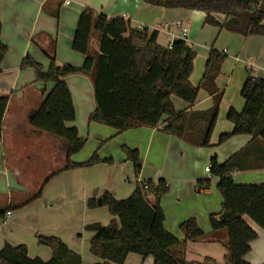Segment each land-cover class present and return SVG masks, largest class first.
Listing matches in <instances>:
<instances>
[{
	"label": "crops",
	"instance_id": "1",
	"mask_svg": "<svg viewBox=\"0 0 264 264\" xmlns=\"http://www.w3.org/2000/svg\"><path fill=\"white\" fill-rule=\"evenodd\" d=\"M85 8L107 18H123L132 29L155 32L162 47H170L178 40L179 29L155 27L179 21L188 30L191 48L202 51L204 65L212 50L224 58L214 80L222 99L210 147L191 146L159 128L138 127L116 133L111 127L89 122L88 116L95 108L91 78L86 73H75L64 78L75 110L74 120L65 125L76 128L79 138L94 142L83 146L70 160L84 162L96 153L112 163L60 171L65 165L68 143L29 123L53 84L36 81L34 70L22 69L21 63L29 56L46 71L47 54H53L56 66L80 68L84 58L72 51L71 43L78 17ZM204 19L201 11L152 6L141 0H68L67 4L64 0H0V41L7 49L0 62V97L8 99L0 137V249L5 244H23L28 256L48 260L50 249L38 244L37 237H56L80 256L81 264L100 262L89 252L92 234L84 226L106 225L112 217L104 207L88 209L87 200L104 192L117 200L125 199L141 181L168 183V192L160 200L167 232L183 240L179 225L194 218L205 234L210 233L208 218L214 215L218 219L222 201L216 190L218 178L210 174L208 177L204 168L212 156L222 163L251 139L250 135H236L215 145L220 134L232 129L226 119L227 111L232 108L240 112L243 108L240 88L248 72L264 79V35L244 37L206 24ZM94 34L90 52L98 51V37ZM214 35L225 37L228 47L213 49V42L206 41L205 36ZM237 66L240 68L235 72ZM201 75L202 72L190 76L194 86ZM170 100L176 112L204 111L212 103L206 91L198 92V100L190 109L183 101L174 97ZM122 146L138 151L141 168L137 176ZM231 176L236 184H264V168L238 171ZM199 180H209L208 188L197 191ZM39 191L40 195L34 197ZM6 211H10L9 217ZM247 223L258 236L250 242L244 259L250 264H264V227ZM212 237L186 242L180 250L183 259L200 262L209 257L216 264H227L225 232H215ZM123 264L154 263L150 256L129 254Z\"/></svg>",
	"mask_w": 264,
	"mask_h": 264
},
{
	"label": "trees",
	"instance_id": "2",
	"mask_svg": "<svg viewBox=\"0 0 264 264\" xmlns=\"http://www.w3.org/2000/svg\"><path fill=\"white\" fill-rule=\"evenodd\" d=\"M141 1L152 6L201 11L205 14L206 24L244 37L264 35V0ZM93 33L98 37L97 52L89 49ZM71 49L84 58L80 68L56 66L53 54H47L49 67L46 71L29 56L21 63L22 69L34 70L36 81L53 84L29 123L68 143L67 158L60 171L112 163L111 159H101L96 153L84 162L70 160L85 142L78 137L76 128L65 125L74 120L75 110L64 78L75 73H86L91 78L95 108L88 116L89 122L111 127L116 133L138 127L159 128L191 146H211L210 137L222 99V92L214 82L224 59L220 54L210 51L203 75L194 86L190 76L195 51L188 43L178 39L170 47H162L156 41L155 32L132 29L123 18H107L88 8L78 17ZM6 50L0 41V62ZM200 88L211 97L209 109L174 110L172 96L185 102L190 109ZM240 96L242 110L236 112L230 108L227 111L226 119L232 129L220 134L215 145L236 135H250L251 139L222 163H218L215 156L209 159L210 175L218 178L216 190L221 196L223 218L210 215V233L207 234L194 218H188L179 225L183 240H178L164 229L160 200L169 189L165 180L137 182L133 192L121 200L104 192L86 203L88 209L106 208L112 217L106 225L91 223L84 226V230L92 234L89 252L100 260L95 264H123L129 254L143 258L150 256L154 264H216L209 257L200 262H187L180 250L188 241L209 240L219 231L226 235V263L250 264L244 256L250 250V242L258 235L243 217L258 228L264 227V184H236L231 175L264 168V79L248 72ZM7 101V97H0V137ZM121 149L137 176L141 168L138 151L125 146ZM208 185L209 180H199L196 190H205ZM39 195L40 191L34 197ZM37 242L50 249L48 260L28 256L23 244H5L0 249V264H81L80 256L60 239L37 237Z\"/></svg>",
	"mask_w": 264,
	"mask_h": 264
},
{
	"label": "rangeland",
	"instance_id": "3",
	"mask_svg": "<svg viewBox=\"0 0 264 264\" xmlns=\"http://www.w3.org/2000/svg\"><path fill=\"white\" fill-rule=\"evenodd\" d=\"M94 36H97V35L94 34ZM205 40L206 41H212L213 42V49L218 50V51L221 50L222 48H227L228 47V45H227V41L228 40L225 37L223 38L221 35H218V36L214 35V36H211V37L205 36ZM195 51L196 52H195V57H194V60H193V70H192L191 76L192 75L198 76V75H200L201 72H202V75H203V71H204V64H203L204 63V60L202 58V51L200 49H196ZM229 68H230V63L228 61L227 62V69H229ZM239 68H240L239 66L235 67V72ZM203 91H205V90L202 89V88H200L198 90V92H200V93L203 92ZM172 97H174V96H172ZM174 98H176V97H174ZM176 99H178V98H176ZM178 100H180V99H178ZM197 100H198V94H197V97H196V101ZM180 101H182V100H180ZM92 142H94V141L91 140L90 138L86 139L85 142H84V147H87ZM244 219L247 222H250V220L247 217H244Z\"/></svg>",
	"mask_w": 264,
	"mask_h": 264
},
{
	"label": "built area",
	"instance_id": "4",
	"mask_svg": "<svg viewBox=\"0 0 264 264\" xmlns=\"http://www.w3.org/2000/svg\"><path fill=\"white\" fill-rule=\"evenodd\" d=\"M67 3H68V0H64V4H67ZM171 26L176 27V28L179 29L178 39L183 40L186 43L189 42V40H188V30L179 21H174L172 24L164 23V24H162V26L157 25L155 28L159 29L160 27H162L163 29L169 30ZM248 64H251V63L248 61ZM204 169H205L206 173L208 174L207 176L209 177L210 166L207 165V166H205ZM10 214H11L10 211H6L5 215H6V217H9Z\"/></svg>",
	"mask_w": 264,
	"mask_h": 264
},
{
	"label": "water",
	"instance_id": "5",
	"mask_svg": "<svg viewBox=\"0 0 264 264\" xmlns=\"http://www.w3.org/2000/svg\"><path fill=\"white\" fill-rule=\"evenodd\" d=\"M223 216H224L223 214H220V216H219L218 218H219V219H222V218H223Z\"/></svg>",
	"mask_w": 264,
	"mask_h": 264
}]
</instances>
